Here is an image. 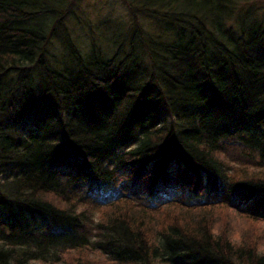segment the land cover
Instances as JSON below:
<instances>
[{"label": "trees", "instance_id": "trees-1", "mask_svg": "<svg viewBox=\"0 0 264 264\" xmlns=\"http://www.w3.org/2000/svg\"><path fill=\"white\" fill-rule=\"evenodd\" d=\"M238 1L130 0L108 57L74 0H0V264H264V21L233 31Z\"/></svg>", "mask_w": 264, "mask_h": 264}, {"label": "rangeland", "instance_id": "rangeland-1", "mask_svg": "<svg viewBox=\"0 0 264 264\" xmlns=\"http://www.w3.org/2000/svg\"><path fill=\"white\" fill-rule=\"evenodd\" d=\"M129 1L130 0H74L73 5L67 13L68 17H65L64 20L71 33L72 39H74L75 44L84 54L89 53L93 46L107 53L108 57L112 56V54L119 49V44L124 34L128 32L127 30L132 24H135V19L129 12L131 11L129 9L130 6H128ZM245 1L247 2L243 3L238 1V6L234 10V15L229 18L228 26H230L233 31L235 30V26L237 29L235 17H237L236 15L242 8H244L242 11H244L246 7L252 8L246 21L256 22L257 20L258 22L256 23L264 21V0ZM141 16H137V18H139V25L144 29L151 28L153 22L150 19L140 18ZM251 17L253 18L252 20ZM46 49L48 51V56L55 57L56 61L68 60L66 51L60 45V42L50 40ZM12 78L15 80L16 73L8 74L4 80ZM34 81H37V79H34ZM122 186V183L119 184V187ZM164 194H166V196L170 195L169 192ZM112 196V194H109L107 196L108 200H110ZM163 197H165V195L158 196L157 199ZM262 247L263 248L260 249L259 252L264 255V245H262ZM91 256L93 257L94 255L91 254ZM57 264L66 263L61 262Z\"/></svg>", "mask_w": 264, "mask_h": 264}]
</instances>
